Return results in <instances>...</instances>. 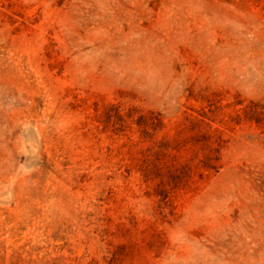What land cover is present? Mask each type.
<instances>
[{"label": "rangeland", "instance_id": "1", "mask_svg": "<svg viewBox=\"0 0 264 264\" xmlns=\"http://www.w3.org/2000/svg\"><path fill=\"white\" fill-rule=\"evenodd\" d=\"M0 264H264V0H0Z\"/></svg>", "mask_w": 264, "mask_h": 264}]
</instances>
